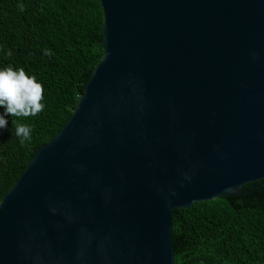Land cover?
Here are the masks:
<instances>
[{
	"label": "water",
	"instance_id": "obj_1",
	"mask_svg": "<svg viewBox=\"0 0 264 264\" xmlns=\"http://www.w3.org/2000/svg\"><path fill=\"white\" fill-rule=\"evenodd\" d=\"M97 2L101 56L0 196V264H173L172 210L263 184L264 0Z\"/></svg>",
	"mask_w": 264,
	"mask_h": 264
},
{
	"label": "trees",
	"instance_id": "obj_2",
	"mask_svg": "<svg viewBox=\"0 0 264 264\" xmlns=\"http://www.w3.org/2000/svg\"><path fill=\"white\" fill-rule=\"evenodd\" d=\"M100 20L97 0H0V69L23 68L34 76L43 86L44 105L30 117L7 115L0 107L7 121L0 129V196L33 149L70 114L101 56ZM14 120L31 126L30 141L20 143ZM251 184L257 181L242 185L241 194L171 211L173 264H264V181L249 189Z\"/></svg>",
	"mask_w": 264,
	"mask_h": 264
},
{
	"label": "clouds",
	"instance_id": "obj_3",
	"mask_svg": "<svg viewBox=\"0 0 264 264\" xmlns=\"http://www.w3.org/2000/svg\"><path fill=\"white\" fill-rule=\"evenodd\" d=\"M23 11L24 5H18ZM10 54V53H9ZM45 55H52L45 49ZM43 86L36 81L34 76L29 77L23 68L14 70L11 66L0 69V107L10 116L30 117L43 111ZM15 135L20 138V143L31 140V126L17 121H12ZM7 127L4 115H0V129Z\"/></svg>",
	"mask_w": 264,
	"mask_h": 264
}]
</instances>
